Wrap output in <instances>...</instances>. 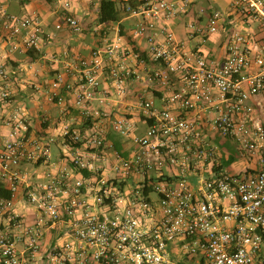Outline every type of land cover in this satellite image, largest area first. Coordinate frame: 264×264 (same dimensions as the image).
<instances>
[{
	"label": "built area",
	"instance_id": "obj_1",
	"mask_svg": "<svg viewBox=\"0 0 264 264\" xmlns=\"http://www.w3.org/2000/svg\"><path fill=\"white\" fill-rule=\"evenodd\" d=\"M54 1L62 12L56 29L83 32L75 0ZM188 4L128 3L138 18L132 37L146 48L129 52L118 38L71 63L66 71L74 82L64 73L53 79L49 100L68 112L56 91L65 87L90 125L63 126L64 166L27 192L33 222L13 210L20 167L49 161L57 137H31L26 109L9 110L8 134L0 133V181L12 196L0 198L8 219L0 228V264H264V0H232L228 12L190 22L189 35L199 37L193 48L172 25ZM0 22L9 52L42 48L37 12L17 15L0 1ZM217 33L224 53L213 58L204 46ZM129 57L148 71L147 83L167 89L161 108L141 101L143 135L133 120L113 119L105 109V79L123 94L128 82L142 78ZM2 58L0 52V118L10 104ZM111 129L133 140L130 154L108 139ZM231 149L244 158L242 170H234ZM50 231L56 236L47 243Z\"/></svg>",
	"mask_w": 264,
	"mask_h": 264
},
{
	"label": "crops",
	"instance_id": "obj_2",
	"mask_svg": "<svg viewBox=\"0 0 264 264\" xmlns=\"http://www.w3.org/2000/svg\"><path fill=\"white\" fill-rule=\"evenodd\" d=\"M0 1L9 12L17 15L37 12L42 19V28L45 32L43 46L40 50L22 49L9 52V42L0 22V52L3 54L1 61L9 72L7 78L1 83L10 92V104L3 109L0 118V133L8 134V127L4 126L3 119L9 110L19 106L26 109L31 137L41 138L48 135L57 137L49 161L24 162L20 167L23 180L15 196L13 210L27 221L33 222L36 211L27 201V192L30 187L45 180L47 173L57 172L64 166L66 156L63 139L60 136L63 126L70 124L72 128L84 131L90 125L88 121L82 119L80 110L72 105L73 95L65 87H60L56 91L70 107L68 112L63 111L62 105L49 100V94L53 92L52 81L58 73H64L67 81L74 82L72 72L66 71L67 67L73 62H78L80 58H89L93 49L103 48L118 38H121L129 52L144 50L146 42L141 38H133L131 34L138 18L132 16L126 9L128 3L133 2L134 5H139L141 0H116L120 10V19L109 23L99 21L102 0H75L74 11L84 28L81 33L74 32L69 27L56 29V23L62 19V12L54 0ZM231 1L189 0L188 7L172 21L177 38L186 41L189 48L195 47L199 42V37L189 35L188 24L193 21L206 22L213 10L228 12ZM204 50L213 58L222 56L224 53L223 34L212 35L204 46ZM129 60L131 65L137 66L142 78L128 82L123 94L118 93L113 82L105 79L103 88L106 99H108L105 109L113 119L127 116L133 120L136 125L135 133L143 135L147 128V120L140 106L141 101L153 99L155 104L161 108L164 105L163 99L167 94V89L162 90L156 85L152 87L145 80L148 71L131 57ZM176 83L178 84V80ZM108 139L126 155L134 149L131 138L121 136L113 129L109 131ZM5 185L8 186L7 183ZM7 224V214L0 213V228L4 229ZM55 236V231L48 232L46 242L53 241ZM18 246L22 249L24 243L20 242Z\"/></svg>",
	"mask_w": 264,
	"mask_h": 264
},
{
	"label": "trees",
	"instance_id": "obj_3",
	"mask_svg": "<svg viewBox=\"0 0 264 264\" xmlns=\"http://www.w3.org/2000/svg\"><path fill=\"white\" fill-rule=\"evenodd\" d=\"M131 5H134L131 2ZM120 19V10L118 1L116 0H102L100 7V23L114 22ZM12 192L6 187L5 183L0 181V198L9 199Z\"/></svg>",
	"mask_w": 264,
	"mask_h": 264
},
{
	"label": "rangeland",
	"instance_id": "obj_4",
	"mask_svg": "<svg viewBox=\"0 0 264 264\" xmlns=\"http://www.w3.org/2000/svg\"><path fill=\"white\" fill-rule=\"evenodd\" d=\"M221 139L222 138L220 137V142L222 141ZM234 146H236V145L234 144ZM227 147H229L228 144H227V146L224 144L221 145L222 149H226ZM231 151H232L231 152L232 155H234V157H235V161L232 164L234 170L238 171V170H242L243 168H245V161H244V158L241 156L240 151H237L236 149H231Z\"/></svg>",
	"mask_w": 264,
	"mask_h": 264
}]
</instances>
